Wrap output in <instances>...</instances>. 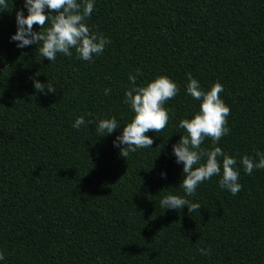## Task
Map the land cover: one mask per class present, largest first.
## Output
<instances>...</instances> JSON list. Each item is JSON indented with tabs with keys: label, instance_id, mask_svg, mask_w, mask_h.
<instances>
[{
	"label": "trees",
	"instance_id": "obj_1",
	"mask_svg": "<svg viewBox=\"0 0 264 264\" xmlns=\"http://www.w3.org/2000/svg\"><path fill=\"white\" fill-rule=\"evenodd\" d=\"M20 8L0 5V264H264V169L240 164L264 154V0H95L85 23L109 42L90 62L74 49L48 62L39 43L17 48ZM137 70L136 86L163 75L179 92L164 104L166 126L145 133L153 144L125 159L112 141L133 115L124 91ZM186 74L205 91L223 86L229 132L201 148L234 157L241 184L232 195L214 175L185 197L200 205L191 213L158 204L184 196L171 149L186 135L179 121L198 111ZM108 117L120 126L99 137L96 120Z\"/></svg>",
	"mask_w": 264,
	"mask_h": 264
},
{
	"label": "clouds",
	"instance_id": "obj_2",
	"mask_svg": "<svg viewBox=\"0 0 264 264\" xmlns=\"http://www.w3.org/2000/svg\"><path fill=\"white\" fill-rule=\"evenodd\" d=\"M4 2L5 0H0V5ZM94 5L95 0H22V8L15 13L16 30L9 39L16 42L17 48L39 43L38 54L48 62L56 60L57 54L72 56L71 49L75 50L77 59L90 62L94 56L103 52L109 42L107 37L90 32L85 23L93 12ZM46 22L49 26L45 28ZM33 24L39 27V31L33 30ZM138 75L139 70L136 75L129 74L128 81L132 87L124 91V102L133 115L112 141L113 147L119 148V155L125 159L129 153L153 144V139L145 133L149 130L159 132L166 126L169 115L164 104L179 92L176 82L163 75L138 87L135 84ZM186 75L185 94L199 101L198 111L190 118L179 121L177 126L186 135H180L179 141L171 149L175 163L182 164L183 179L179 186L183 189L184 196L166 194L158 204L164 210H180L186 206L191 213L198 210L200 205L190 203L185 197L193 195L198 185L214 175L220 177L219 187L232 195L240 190L241 184L238 182L240 173L234 157L227 155L219 146L210 150L201 148L205 138H210L212 144L216 145L229 132L226 118L230 109L218 95L223 91V86L218 81L213 82L205 91L197 79L191 74ZM32 86L40 92L45 89L48 93L55 92L54 85L41 83L36 79L32 80ZM104 94H108L107 88ZM84 124V117L78 116L72 127L79 129ZM119 126L114 117L99 118L96 120L95 131L100 134L99 137H103L112 134ZM240 164L244 173L250 175L254 168L264 169V154L257 151L255 161L243 156ZM166 175V172L161 171L162 179ZM200 251L202 255L208 254L205 249ZM3 260L4 255L0 253V261Z\"/></svg>",
	"mask_w": 264,
	"mask_h": 264
}]
</instances>
